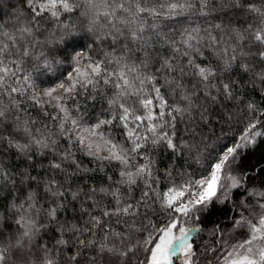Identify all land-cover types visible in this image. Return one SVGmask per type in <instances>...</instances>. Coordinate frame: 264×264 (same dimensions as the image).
I'll list each match as a JSON object with an SVG mask.
<instances>
[{
  "label": "snow or ice",
  "instance_id": "snow-or-ice-1",
  "mask_svg": "<svg viewBox=\"0 0 264 264\" xmlns=\"http://www.w3.org/2000/svg\"><path fill=\"white\" fill-rule=\"evenodd\" d=\"M0 264H264V0H0Z\"/></svg>",
  "mask_w": 264,
  "mask_h": 264
}]
</instances>
